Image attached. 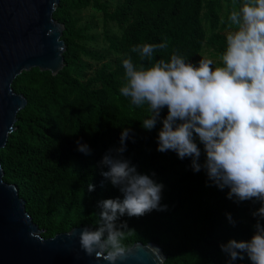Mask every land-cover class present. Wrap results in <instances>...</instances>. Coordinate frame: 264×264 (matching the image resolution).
I'll list each match as a JSON object with an SVG mask.
<instances>
[{
  "label": "trees",
  "instance_id": "trees-1",
  "mask_svg": "<svg viewBox=\"0 0 264 264\" xmlns=\"http://www.w3.org/2000/svg\"><path fill=\"white\" fill-rule=\"evenodd\" d=\"M249 2L123 0L112 10L103 0L61 1L54 19L65 27V68L57 76L34 69L15 80L13 89L28 104L18 115L17 130L0 151L5 181L18 187L45 239L77 227L97 228L98 202L123 199L119 188L101 175L109 169L100 161L110 149L121 147V133L129 129L122 158L137 173L163 185L160 204L167 205V210L120 217L117 223L126 221L134 230L124 244L131 248L139 242H156L167 255L165 264H252L246 253L243 259L231 260L220 246L229 240L252 238L258 219L252 213L261 203L228 199L230 189L213 184L203 167L193 171L191 157L181 160L174 151L159 152L158 133L167 107L155 127L147 130L142 127L151 115L147 104L133 105L130 97L120 94L126 82L124 59L147 68L178 54L192 64L206 44L217 47L222 57L227 47L223 33L237 28L229 17ZM88 8L116 23L122 34L117 42L106 33L111 50L118 54L115 65H103L85 81L83 73L88 67L82 59H99L88 51L85 42L91 38L76 16ZM165 40L168 47L155 50L151 61L131 51L136 45ZM77 141L88 145L91 154L78 151ZM195 142L201 150L198 163L203 165V144ZM89 184L94 185L93 191H88ZM260 223L264 225V219Z\"/></svg>",
  "mask_w": 264,
  "mask_h": 264
},
{
  "label": "clouds",
  "instance_id": "clouds-1",
  "mask_svg": "<svg viewBox=\"0 0 264 264\" xmlns=\"http://www.w3.org/2000/svg\"><path fill=\"white\" fill-rule=\"evenodd\" d=\"M229 19L237 28L227 36L224 66L213 69L212 61L205 59L195 66L178 54L147 68L124 59L126 82L120 94L130 97L133 105L147 104L151 115L142 123L147 130L155 127L161 110L167 107L158 133L159 152L174 151L181 160L191 157L193 171L203 167L213 184L221 190L230 189L228 199L261 203L252 213L258 217L252 238L229 240L220 247L233 261L243 259L246 253L252 264H264V225L260 223L264 219V0H250ZM167 47L165 40L136 45L131 51L141 60L151 61L155 50ZM129 136L130 130L125 129L121 147L110 149L100 161L109 169L101 175L119 188L123 199L99 201V226L85 227L79 234L81 249L88 256L103 257L108 264L126 260L131 251L124 240L134 230L126 221L117 223L120 217L167 210V205L160 204L163 185L137 173L135 166L122 158ZM197 137L206 154L203 165L198 163L201 150ZM77 144L78 151L91 154L88 145ZM93 190L94 185L89 184L88 191ZM228 219L235 223L230 214Z\"/></svg>",
  "mask_w": 264,
  "mask_h": 264
},
{
  "label": "water",
  "instance_id": "water-1",
  "mask_svg": "<svg viewBox=\"0 0 264 264\" xmlns=\"http://www.w3.org/2000/svg\"><path fill=\"white\" fill-rule=\"evenodd\" d=\"M62 0H0V151L17 130L19 113L28 104L13 89L24 72L39 69L54 76L65 68V27L54 19ZM73 228L45 239L27 211L18 187L4 179L0 162V264H108L88 256ZM117 264H165L167 255L156 242L136 243Z\"/></svg>",
  "mask_w": 264,
  "mask_h": 264
},
{
  "label": "rangeland",
  "instance_id": "rangeland-1",
  "mask_svg": "<svg viewBox=\"0 0 264 264\" xmlns=\"http://www.w3.org/2000/svg\"><path fill=\"white\" fill-rule=\"evenodd\" d=\"M112 10H115L116 6L121 4L123 0H103ZM76 16L81 20V27L85 28L87 35L91 38L89 41L85 42L87 49L92 54L98 55L99 59H94L91 57H84L82 63L88 68L84 71V80L87 81L91 77L95 76L98 70L105 65L110 64L115 65L116 58L118 54L111 50L110 43L106 39V33L116 40L117 42L121 38L122 29L116 24L109 21H105L102 14L96 12L93 8H88L83 11L76 13ZM236 30V29H235ZM235 30L225 31L223 34L228 36ZM201 59L211 60L212 64L210 67L215 69L216 67L224 66L222 63V57L219 54L217 47L206 44L201 52V54L192 63L198 66ZM195 136V134H194ZM196 140H199L198 137ZM202 155L206 159V154L203 150Z\"/></svg>",
  "mask_w": 264,
  "mask_h": 264
}]
</instances>
